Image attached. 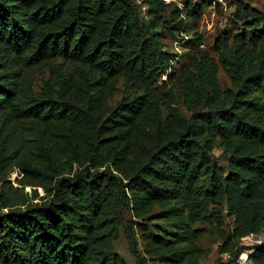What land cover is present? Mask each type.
<instances>
[{
    "label": "trees",
    "instance_id": "16d2710c",
    "mask_svg": "<svg viewBox=\"0 0 264 264\" xmlns=\"http://www.w3.org/2000/svg\"><path fill=\"white\" fill-rule=\"evenodd\" d=\"M150 1L153 25L185 30L182 19L166 25L160 0ZM248 24L254 37L264 34V15ZM146 28L133 0H0V163H17L52 190L17 208L0 194L3 264H125L114 250L123 206L149 220L130 225L133 244L137 229L170 264L191 263L193 225L210 203L236 216L234 236L264 226V58L244 68L236 54L250 53L245 43L223 48L236 91L190 117L174 108L163 116L155 88L169 58L159 32ZM53 58L72 62L80 77L40 93L24 85L29 68ZM203 72L217 95L215 67ZM120 76L133 90L108 107ZM14 126L39 134L37 161L14 155L5 133ZM217 141L226 170L211 156ZM155 205L168 229L148 219ZM249 259L264 263V244Z\"/></svg>",
    "mask_w": 264,
    "mask_h": 264
},
{
    "label": "rangeland",
    "instance_id": "374dc122",
    "mask_svg": "<svg viewBox=\"0 0 264 264\" xmlns=\"http://www.w3.org/2000/svg\"><path fill=\"white\" fill-rule=\"evenodd\" d=\"M133 1L140 9L148 34L159 32L160 47L165 53L164 56L169 58L170 65L163 69L164 72L161 73L155 88L159 94V107L163 116H167L174 108V111L190 117L193 111L207 110L217 103V99H225L236 91L235 82L221 59L223 48L245 43L250 53L241 56L236 54L244 68L255 66L264 58V34L260 31V37L256 38L254 28L248 27V22H252L256 13L264 15V0H160L166 25L173 26L181 19L186 23L184 31L174 33L166 27L153 25L154 15L150 0ZM192 2L196 7L195 15L191 11ZM246 33V40L242 41L241 34ZM225 36L226 38H223ZM254 49L255 51L251 52ZM208 63L217 71V95L211 90L207 93L205 89L208 81L203 70L208 67ZM65 76L80 77L72 62L53 58L47 64L29 68L24 85L40 93L48 82L54 85ZM132 90L124 77H118L112 83V93L107 99V106L114 107ZM5 133H8L7 139L11 141L10 148L15 152V156L29 157L37 161L33 151L36 150L35 139L39 134L35 129L14 126ZM211 156L226 170L227 155L218 141L211 150ZM47 186L48 184L37 176L23 171L15 162L6 167L0 163V194L11 204L8 208L23 207L28 203L48 198L52 190ZM2 204L0 200V206ZM161 209V205H155L148 219L157 226L168 229L165 220L161 219L163 215H157ZM207 215L206 219L193 225L196 251L191 263L184 264H242L239 256L246 246L241 237L233 235L237 224L236 216L228 212L225 204L217 203H210ZM141 217L135 215L128 206L119 210V234L114 241L116 254L125 264H170L160 256V251L152 249L137 229L134 231L137 245L133 244L130 225H135V220L149 221L147 217ZM0 264H3L1 260ZM249 264L256 263L251 261Z\"/></svg>",
    "mask_w": 264,
    "mask_h": 264
},
{
    "label": "built area",
    "instance_id": "2783aa9c",
    "mask_svg": "<svg viewBox=\"0 0 264 264\" xmlns=\"http://www.w3.org/2000/svg\"><path fill=\"white\" fill-rule=\"evenodd\" d=\"M242 243L246 246L243 252L239 256V261L242 264L251 263L249 255L259 245L264 244V226L258 232H251L241 237Z\"/></svg>",
    "mask_w": 264,
    "mask_h": 264
}]
</instances>
